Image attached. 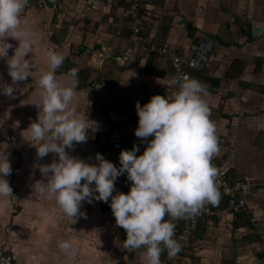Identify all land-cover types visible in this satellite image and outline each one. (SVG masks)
Returning <instances> with one entry per match:
<instances>
[{
    "label": "crops",
    "instance_id": "crops-1",
    "mask_svg": "<svg viewBox=\"0 0 264 264\" xmlns=\"http://www.w3.org/2000/svg\"><path fill=\"white\" fill-rule=\"evenodd\" d=\"M128 2L113 0L94 12L87 0H27L22 16L37 43L33 53L26 54L36 63L26 80L14 82L8 73V57L14 55L19 41L5 37L12 44L7 52L0 44V82L18 85L11 96L0 91V147L10 153L13 171L7 179L14 194L11 204H0V249L16 264H144L143 248L124 246L127 233L116 224L111 197L107 202L85 200L86 215L69 218L54 199L34 193V181L44 178L40 165L58 159V154L39 157L32 144L37 142L27 130L38 119L39 108L32 102L39 74L47 68L45 53L55 49L65 56L57 75L77 89L74 103L78 114L89 118L91 128L87 141L74 142L67 150L89 162H97L100 152L119 166L121 150L133 148L127 137L139 120L137 101L142 105L152 95L163 94L170 77L169 63L155 54L124 65L114 61L116 49L130 44ZM141 2L152 12L151 22L142 24V34L155 46L191 51L204 34L218 40L210 68L193 77L206 86L204 98L217 125L220 150L216 156L230 166L234 177H246L258 186L248 198V213H226L223 219L185 227L189 243L172 264H264V252L256 240L264 234V35L248 36L251 27L264 28V0ZM62 27L63 36H51V30ZM71 65L78 69L75 78L65 75ZM117 136L122 141L119 150L113 146ZM230 139L233 145L226 142ZM115 183L113 194L130 190L132 182L124 173ZM253 217H257L255 226ZM62 239L74 241V256L59 249Z\"/></svg>",
    "mask_w": 264,
    "mask_h": 264
},
{
    "label": "clouds",
    "instance_id": "clouds-1",
    "mask_svg": "<svg viewBox=\"0 0 264 264\" xmlns=\"http://www.w3.org/2000/svg\"><path fill=\"white\" fill-rule=\"evenodd\" d=\"M26 4L27 0H0V44L7 52L12 44L5 37L19 41L7 61L14 82L26 80L36 69L34 57L26 58L37 43L22 16ZM45 55L47 68L39 74V88L32 102L39 108L38 119L27 130L31 140L37 142L32 144L39 157L52 152L58 154V159L40 165L44 178L34 181V193L54 199L69 218L86 215L82 210L85 200L107 202L111 197L116 224L127 233L124 246L143 248L144 264H163L164 248L169 257L181 249L174 235L175 225L165 217L197 214L206 202L216 203L220 197L216 184L219 169L212 163L220 146L217 125L210 118L211 109L204 98L206 86L187 74L173 76L167 82L175 86L171 94H154L148 102L136 103L139 120L135 134L145 138L143 153L137 154L140 145L136 144L121 150L119 166L100 152L96 153L97 162H89L67 150L74 147V142L87 141L91 128L89 118L78 114L74 103L77 89L57 75L65 56L55 49L47 50ZM77 72L72 68L65 75L75 78ZM17 86L0 82V91L11 96ZM5 149L0 147V204H11L14 194L7 176L13 167ZM124 173L132 182L130 190L113 194L116 180ZM58 247L68 256L76 254L72 239L60 240Z\"/></svg>",
    "mask_w": 264,
    "mask_h": 264
},
{
    "label": "built area",
    "instance_id": "built-area-1",
    "mask_svg": "<svg viewBox=\"0 0 264 264\" xmlns=\"http://www.w3.org/2000/svg\"><path fill=\"white\" fill-rule=\"evenodd\" d=\"M113 0H87L90 9L94 12L99 11L103 3H110ZM129 5L127 8V14L129 16L127 25L130 29V44L122 49H116L113 53V59L118 65H124L131 62L136 57L147 58L153 54L165 59L170 65V77L178 74H187L189 77H193L196 72H205L210 68L216 50L219 46L218 40L211 34H204L200 42L193 46L191 51H178L167 45L155 46L146 41L142 34V24L144 21H150L152 12L149 8H145L141 0H128ZM99 64H102L99 61ZM194 78V77H193ZM175 86H169L165 89L163 94L167 96L171 94ZM138 127L136 122L134 130H130L127 141L129 146L136 144L141 148H145L147 144L144 141L145 138L137 137L135 129ZM128 133V132H127ZM153 137H148L150 140ZM232 145L234 140L230 139ZM115 150L122 148V141L116 137L113 141ZM212 163L219 169V175L216 178V184L220 192V197L216 203L206 202L197 214L188 215L183 218H171L175 225V238L180 242L181 247L189 243L188 236L185 235V227L195 228L201 222L205 220L223 219L226 213L237 215L241 213H248V198L257 189V184L252 182L248 178L234 177L230 172V166L221 162L219 158L214 154ZM223 203L226 207H223ZM251 222L257 224V217H253ZM261 251L264 252V236L260 242ZM164 257L161 259L163 264H172L175 256L169 257L168 251L164 248ZM0 261L4 264H16L12 258L3 250L0 249Z\"/></svg>",
    "mask_w": 264,
    "mask_h": 264
},
{
    "label": "rangeland",
    "instance_id": "rangeland-1",
    "mask_svg": "<svg viewBox=\"0 0 264 264\" xmlns=\"http://www.w3.org/2000/svg\"><path fill=\"white\" fill-rule=\"evenodd\" d=\"M53 24H57V20L55 19V18H53ZM54 26V25H53ZM65 27H62L60 30H58V29H55V30H51V36H63V32H64V29ZM86 31H88V29H86ZM89 32V31H88ZM59 37H56V38H59ZM55 37H54V39H56ZM59 40H61L60 38H59ZM24 106H19V109L21 108H23ZM4 122H2V125L4 126ZM118 137V136H117ZM119 138V137H118ZM5 140L6 141H8L9 142V140L7 139V138H5ZM11 143V141L9 142V144ZM243 178H246V177H243ZM256 240H260L259 239V236L257 235V238H256ZM260 244V243H259ZM259 244H258V247H261V246H259ZM256 253H258V252H256Z\"/></svg>",
    "mask_w": 264,
    "mask_h": 264
},
{
    "label": "water",
    "instance_id": "water-1",
    "mask_svg": "<svg viewBox=\"0 0 264 264\" xmlns=\"http://www.w3.org/2000/svg\"><path fill=\"white\" fill-rule=\"evenodd\" d=\"M264 35V28H256L252 29V27L248 30V36L256 39L262 37Z\"/></svg>",
    "mask_w": 264,
    "mask_h": 264
},
{
    "label": "trees",
    "instance_id": "trees-1",
    "mask_svg": "<svg viewBox=\"0 0 264 264\" xmlns=\"http://www.w3.org/2000/svg\"><path fill=\"white\" fill-rule=\"evenodd\" d=\"M73 66L74 65H71V67L68 69V71L70 70V69H72L73 68ZM196 73H202V72H196ZM128 142V141H127ZM129 145V144H128ZM130 147H134V146H130ZM129 191V189L127 188V189H123V192H128ZM111 208V207H110ZM253 226H255L254 224H253ZM258 236H259V241L261 242L262 241V237L264 236V234H258ZM259 242V243H260ZM264 254V253H263Z\"/></svg>",
    "mask_w": 264,
    "mask_h": 264
},
{
    "label": "bare ground",
    "instance_id": "bare-ground-1",
    "mask_svg": "<svg viewBox=\"0 0 264 264\" xmlns=\"http://www.w3.org/2000/svg\"><path fill=\"white\" fill-rule=\"evenodd\" d=\"M240 141V140H239ZM248 141V140H247ZM227 142V141H226ZM246 145V144H245ZM243 155V154H242Z\"/></svg>",
    "mask_w": 264,
    "mask_h": 264
}]
</instances>
